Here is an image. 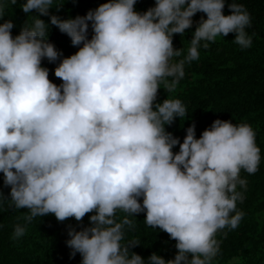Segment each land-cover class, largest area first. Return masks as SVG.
<instances>
[{
	"label": "clouds",
	"instance_id": "obj_1",
	"mask_svg": "<svg viewBox=\"0 0 264 264\" xmlns=\"http://www.w3.org/2000/svg\"><path fill=\"white\" fill-rule=\"evenodd\" d=\"M17 2L0 0V174L9 188L7 197L0 190V207L7 201L27 210L13 239L37 217L79 224L88 216V226H68L65 241L80 264H213L218 234L227 238L224 230L237 229L245 215L237 209L248 183L241 172L258 171L256 132L216 119L199 138L190 124L181 142L166 126L187 118L186 105L157 100L160 89L175 93L186 65L218 37L235 34L241 49L252 46L244 4L230 0L225 15L226 0H154L143 12L138 0H105L64 19L50 9L65 0H24L22 12L37 15L14 36L4 17ZM197 13L204 16L184 54L173 37L192 28ZM50 25L70 38L74 54L57 50ZM44 60L56 64L59 85ZM140 213L175 241L173 258L153 252L146 261L131 251L138 241L123 242L136 227L129 217Z\"/></svg>",
	"mask_w": 264,
	"mask_h": 264
},
{
	"label": "trees",
	"instance_id": "obj_2",
	"mask_svg": "<svg viewBox=\"0 0 264 264\" xmlns=\"http://www.w3.org/2000/svg\"><path fill=\"white\" fill-rule=\"evenodd\" d=\"M23 2L24 0H18L14 6L7 5L4 19H10L14 23V36L19 33L25 22L30 26L33 15H37L33 12L26 16L20 8ZM102 2L105 0H75V3L65 0L59 11L53 7L50 14L64 19L83 16L89 9L96 8ZM228 2L230 0H226L223 10L225 15L230 14ZM239 2L244 4L251 17V25L246 31L252 36V46L241 49L232 41L235 34L218 37L208 49H200L198 60L186 65L185 76L179 82L175 93L168 94L160 89L157 100L161 102L166 97L179 98L186 105L187 118L177 119L171 126H166V131L178 137L181 142L185 129L190 124H195L196 136L199 138L201 132L210 127L216 119L228 120L233 124L248 123L256 132V143L261 149V162L255 174L241 172V177L248 182L247 190L238 188L239 191H244L245 200L243 203H237V209L245 215L237 229L224 230L228 232L227 238H224L222 233L218 234L217 238L223 242L221 253L213 264H264V0ZM152 6L154 0H138L135 10L143 12ZM203 16V13H197L192 18V28L187 29L183 36L174 35L175 48H183L184 54H187L192 32ZM40 18L48 23L47 16ZM91 35L89 28V38ZM48 39L65 57L77 51V48L71 45L70 38L51 25ZM42 66L49 69V79L59 85L61 81L53 74L56 64L44 60ZM178 150L177 145L173 151ZM0 190L5 197L8 196L9 188L3 186L2 174ZM26 211L9 208L7 201L0 207V264H80L81 257L78 253L70 258L71 250L65 241L69 238L68 226L80 230L81 227L89 225L88 216L79 224L75 219L60 223L52 215L37 217L27 224L23 237L13 239L14 225L25 223L23 219L18 218ZM118 215L123 216L122 213ZM129 219L135 221L136 227L126 233L123 242L135 240L140 243L131 251L146 261L153 252L165 260L174 257L175 241L171 240L167 233L148 227L144 222V213Z\"/></svg>",
	"mask_w": 264,
	"mask_h": 264
}]
</instances>
